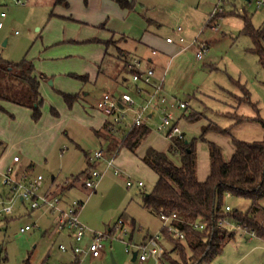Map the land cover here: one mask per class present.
Returning a JSON list of instances; mask_svg holds the SVG:
<instances>
[{"label":"rangeland","instance_id":"obj_1","mask_svg":"<svg viewBox=\"0 0 264 264\" xmlns=\"http://www.w3.org/2000/svg\"><path fill=\"white\" fill-rule=\"evenodd\" d=\"M23 1L25 5L17 3L16 0H0V22L3 23V27H0V55L15 62L23 58L34 61L37 71L40 72L39 75L46 70H56L46 73L47 77H42L45 89L41 91V94L44 101L42 111L48 110L53 116L51 120L53 121L54 118L58 120L57 125L52 124L51 120L45 117L36 127L38 129L36 132L34 123L41 118L35 120L31 116H22L20 124L24 131L22 132L24 137H22L26 142L30 141L31 135H35L34 151L35 155L41 159H36L37 165L34 172L35 175L41 174L44 177L39 193L45 194V189L51 183L52 177L56 176L55 194L65 201L66 199H82L85 204L79 214L80 220L90 231L109 235L103 240L105 248L102 255L91 257L86 254L81 256V260L78 259L76 264H139L137 259H133V255L139 250L136 244H139L147 234L149 236L159 234L162 249H170L175 242L173 243L170 238L162 234L165 222L159 215L142 206L144 193L150 192L156 182L155 172L138 157V154L143 152L147 140L138 147L139 152L138 149L134 153L123 148L119 156L117 155L116 168L121 170L122 175L115 174L113 167L106 169L105 159L115 158L109 142L99 138L87 125L90 118L82 122L65 113L64 108L69 109L72 106L65 101L62 95L64 91L58 89L54 83L58 71H66L60 74L73 83H78L80 79L74 77L73 72H68L83 70L85 65H82L87 62H91L94 66H97L96 62H103V72H107L110 76L115 75L123 66L122 60L117 55L118 50L113 45L108 46V54L102 59L79 53L86 52L88 46L91 52L100 47L103 50L105 42L94 39L95 37L78 40L62 37L56 43L46 45L45 39L49 40V38L45 37L47 36L45 29L53 15V0ZM131 1L135 6L119 7L128 11V17L118 15L115 10V16L122 20V23L118 21L119 25L116 26L122 28L121 30L128 35H136V38L148 28L149 33L155 36L153 46L159 50L158 55L168 54L166 58L163 57L162 64L157 67V74L165 73L164 88L167 94L187 102V108L179 112L184 111L186 115L193 112L191 118L197 116L192 120H182V124L187 128L188 138L199 137L203 125L209 123L228 128L230 134L210 132L205 135L208 140L222 143L225 159H229L233 154L232 137L247 141L261 140L264 136V126L260 121L261 118L264 119V66L254 51V40L245 28L242 15L247 13L254 26L261 27L264 22V13L258 10L255 4L247 5L245 0H236L237 8L245 6V12L239 10L231 12L230 6L225 4L227 0L223 3L221 0ZM221 3L224 4L227 13L215 19L216 21L210 22L213 10ZM3 11L6 13L5 17L1 16ZM110 17L106 20L107 28L110 24L113 25V22L109 24ZM55 18L69 20L65 17ZM214 23L217 24L215 28ZM77 24L81 23L77 22ZM56 25L63 30L68 27L62 21L57 22ZM99 27L102 26L99 25ZM178 27L182 29L181 35L184 37V42L180 41L177 35ZM169 36L175 38L173 43H167L166 39ZM194 40L196 44L191 45L190 43ZM202 44L206 48L202 57L199 58L197 52ZM56 49H64L69 53L51 54L55 56L54 58L48 56L50 51L54 53ZM68 86L65 87L68 90L73 89V94L81 91V89H74L76 85L70 87L68 84ZM93 88L90 84L85 86L84 90L90 93L82 105L103 123V120L108 117L95 108L96 92L92 91ZM131 92L136 97L134 91ZM53 107L59 111L58 116L50 111ZM0 111L6 113L8 117H13V113L8 110L0 109ZM237 116L246 117V119L238 121ZM125 123H123L124 126ZM151 128L153 133H156L155 124H152ZM45 129L47 133L44 132ZM123 129L124 132L119 135L121 139L129 130L128 127ZM0 130L5 132V135L3 133L0 135V140L5 145H9V152L13 150L11 155L14 151L18 152L24 164L28 155L15 144L16 138H21L19 130L11 129L6 120L0 121ZM5 130H9V135ZM42 131L43 134L39 140L38 136ZM156 135L159 134L156 133ZM214 136L217 139H214ZM198 142L207 149V142L203 140ZM101 149L106 154L105 159H99L100 162L98 160L97 163L88 159L87 154L93 155L96 150ZM175 160L179 162L178 157H175ZM207 162L209 166L208 154ZM91 168L104 171L96 188L85 184L88 177L86 170ZM75 176L79 178L74 182L77 186L71 188L67 181L74 180ZM127 176L141 178L145 185L140 188L135 185L128 187L125 182ZM4 187L6 186H0V190L5 189ZM226 202L231 208L240 210H245L251 205L249 199L233 196H229ZM15 206V212L9 218L0 217V258L4 260L2 264H25L29 255H32L33 264H42L44 261V264H68L74 260V258L69 260L70 253L61 252L59 249L61 241L68 243L66 239L56 236L57 240L54 241L51 236H44L46 229H52L51 223L55 220V215L49 208L41 206L32 209L27 201L17 202ZM258 216L264 219V211L259 212ZM121 218L128 221L132 218L136 220L134 230L130 224H126L128 231L126 236L122 231L115 230V225ZM32 224L37 226L26 232L20 231L21 227ZM225 225L234 229V238L225 243L221 253L209 261L205 260L198 264H264V238L251 235L230 220L225 222ZM113 230L114 232L110 234ZM128 242L132 244L128 245ZM126 248L130 251H126ZM144 264L160 263L159 259L149 255Z\"/></svg>","mask_w":264,"mask_h":264},{"label":"trees","instance_id":"obj_2","mask_svg":"<svg viewBox=\"0 0 264 264\" xmlns=\"http://www.w3.org/2000/svg\"><path fill=\"white\" fill-rule=\"evenodd\" d=\"M118 2L122 7L133 6L130 0ZM57 3L67 4V1L57 0ZM226 13L225 11L220 16ZM242 17L247 32L254 40V51L264 66V25L254 26L246 13ZM117 41L118 39L112 38L106 45L118 47ZM118 51L120 55L123 53L119 47ZM129 65L130 62L126 66L128 70L136 71ZM73 76L83 81H87L89 77L87 74L77 73ZM42 77L44 75L35 74L33 61L23 58L14 62L0 55V99L30 107L35 120L42 116L44 101L39 90ZM62 95L69 106L80 96L79 93L65 92H62ZM52 110L58 114L55 109ZM192 114L193 112L184 118L191 120ZM237 117L238 121L246 119ZM260 121L264 126V119L261 118ZM104 130L108 137L118 140L116 132L120 129L114 132L107 123ZM150 131L145 124L132 126L120 142L121 147L135 153ZM210 131L230 134L228 128L209 123L202 127L199 137L187 139L184 133L183 138L171 140L167 151L150 146L142 156V161L158 176L153 189L144 193L143 206L158 215L176 213L177 219L172 223L185 235L184 239H180L167 233L175 244L170 250L162 252L160 264H198L211 260L221 253L225 243L235 236L234 229L223 223L225 219L255 236L264 238V219L258 216L259 212L264 211V136L261 140L254 141L232 137L234 151L229 159H225L223 148L206 138L205 135ZM198 140L207 142L210 153V173L204 181L199 180L197 173ZM171 155H179L180 163H176ZM93 169L86 170L88 177ZM77 179L78 176H75L70 186L74 185ZM229 196L249 199L251 205L245 210L231 207L227 210L226 199ZM200 223L204 225L202 229L196 227V224ZM130 225L135 227L133 221ZM162 231L165 232L164 229ZM77 260L78 258L68 264H76ZM3 262V258H0V264ZM44 263L45 261L42 264ZM25 264H33L32 255H29Z\"/></svg>","mask_w":264,"mask_h":264},{"label":"crops","instance_id":"obj_3","mask_svg":"<svg viewBox=\"0 0 264 264\" xmlns=\"http://www.w3.org/2000/svg\"><path fill=\"white\" fill-rule=\"evenodd\" d=\"M21 1H22V3H19V4H23V5L26 4L25 1H23V0H21ZM66 1H67V4H65V3H57V0H53L52 1V4L54 5V8L52 10V14L53 15L51 16V19L49 20V23L47 24V28L45 29V35H47L45 37L49 38V40L45 39L46 45L54 44L58 40H60L62 37H66V38H69V39H76V40H78L80 38L91 39V38L95 37L94 39H98L99 41L105 42V44H103V46H104L103 50H101V47H100L99 49L92 50L93 52H91V50L89 51V46H88V50L86 52L83 51V52H79V53H82V54H85V55H88V56L94 57V58L96 57V59L97 58L98 59H102L103 57H105L108 54V49L109 48L106 45V42L109 41L112 38H115V39H118L117 46L119 48H121V50L123 51V53L121 55L119 54V51L117 53L118 57H120V59L123 62V66L121 68L122 70L121 69H119V71L117 70L118 72L115 75H113V76H110L107 72H103L104 71V69L102 67V63L103 62L102 63L101 62L100 63L96 62L97 66H94V64H91V62H89V63L87 62V63H83L82 66L85 65V67H86L88 65L86 68L85 67L82 68L83 70H70L68 72V73L73 72V73L82 74V75L83 74H87L89 76L87 81H83V80L80 79L78 81V83H73V81H71L69 78L63 77V75L60 74V73H66V71H64V72L58 71L57 72L58 75L55 76V78H54V83H56L58 89L64 91L65 93L73 94L72 93V91H74L73 89L72 90H68L65 87V86H68V84H70V87H73V86L76 85V88H74V89H81V91L76 92V93L80 94L78 100H76L74 102V104L72 105L71 108H69V109L64 108L65 109L64 111H65V113L68 114L69 117H71L73 119L75 118V119H77L79 121H82V122L85 121V119L90 118L87 125L91 128V130L94 131V133L99 138H103V139H105V140H107L109 142V144H110V146L112 148L111 151L113 150L114 154H115L114 155L115 156V165L117 167L118 166V164H117L118 158L117 157L119 156L120 151L124 148V147H121V145H120V142L122 141V139L120 138L119 135L124 132V129H123L124 127L125 128L128 127V129H129V127H130L129 125L131 124V120H132V117H133V115H134V113L136 111L137 105H136V107L134 109L129 110V113L127 115V119L125 121L126 122L125 126L123 124H121L117 128V130L120 129L119 132L114 131V132L117 133L118 137L120 138V139L118 138V140H116V139L111 138L110 136L108 137L105 134V130H104L105 129V125L107 123H109L110 116H108L106 113H104L103 111L98 109L97 106H96V102L101 97V95L103 94L104 91L115 89V93L116 94H119L120 92H124V91H128V92H130L132 94L131 91L133 90L135 95H136V97L133 94L132 95L134 96V98L136 99L138 104L142 103L145 100L146 96L139 95V94H137L135 92V89H134L135 85H134V83L132 82V79H131L132 71L128 70L129 68L128 69L126 68L127 63L128 62L131 63V62L137 61V60L141 61V63H142L141 66L142 67H152L155 70L156 76L158 78H160V77L164 78L165 77V73L159 74V75L157 74V67L160 64H162V62L164 60L163 57L168 56V54L163 52L164 55H162V56L158 55L159 54V50L156 47L153 46L154 43H155V36L149 33V29L148 28H146L142 34L138 35L137 36L138 38H136V35H134V34L133 35H128L127 32L124 33L123 30H121L122 28H118L116 26V25H119L118 21H120V23H122V20L119 17L115 16L116 15L115 14V10L117 11L118 15H123L125 17H128V13H127L128 11L125 10V9L119 8V7H122V6L118 2V0H66ZM224 1H222V3ZM16 2H17V0H16ZM225 2H226L225 3L226 5L230 6V11L231 12H236L238 10L245 12V6L237 8L236 0H227ZM222 3L220 5L224 8V4L222 5ZM245 3L247 5L255 4L256 8L258 10H261L264 13V11L256 5L255 0H245ZM133 6H135V5L133 4ZM122 8H129V7H122ZM225 11H226V8H224V12ZM3 13H5V12L4 11L1 12V16L5 17L6 13L5 14H3ZM109 16H111L110 20H109L110 21L109 24L111 22H113V25L110 24L111 26L109 25V27L107 28L106 20H107V18ZM55 17H60V18H64L65 17V18L71 20L74 23H70L69 20H60V19L55 18ZM114 17H116V18H114ZM49 18H50V16H49ZM124 19H126V18H124ZM54 20H56V23L57 22H61V21L65 22V24L68 27H65L64 30L62 28L60 29L56 25V23H54ZM151 21H153V20H151ZM77 22H80L81 24H77ZM99 25H101L103 28L99 27ZM103 25H105V26H103ZM263 25H264V22H263L262 26ZM2 27H3V25H2ZM75 37H77V38H75ZM169 37H171V36H169ZM79 41H81V40H79ZM173 42H169L167 40V43H173ZM111 46H112V44H111ZM118 47H116L117 50H118ZM50 50H52V49H50ZM64 53H69V51H66L64 49H56V50H54V53L52 51H50V54L48 56H52L51 54L63 55ZM54 57L55 56H52L51 58H54ZM103 61H104V59H103ZM34 64H35V74L40 76L39 75L40 72L37 71L36 63L34 62ZM45 64L48 65L47 63H45ZM44 65H42V66H44ZM53 71H56V70H53V69L46 70L45 73L41 72L42 73L41 75H44L45 77H47L46 73H52ZM125 71H126V73H125ZM62 78H64V79H62ZM87 84H90L91 87H94L92 91L96 92L95 93V108H97L101 112V114H103L104 116L108 117V119L105 118L103 120V123L100 122L101 120H99V118L97 116H95V115L92 116L86 110V107L82 105L83 101H85L87 99V97L89 96V93H90V91H85L84 90V88H85V86ZM95 86H98L99 88L95 87ZM164 86H165V78H164ZM164 86H163V89H164L163 90V94L168 99H170V100L178 99L177 97H174V96H171V95L167 94L165 92ZM43 89H45V85H44L43 80L41 79L40 80V88H39L40 92ZM179 100H181V99H179ZM181 101H184V100H181ZM0 109L4 110V111L8 110V112L13 113V117H8V115L6 113H3L2 111H0V121H5L6 120L8 122V124L10 125L11 129H18L19 130V134L21 135L20 136L21 138L20 139L16 138L15 144L18 147H21L24 150V152L27 153V155H28V158H27L28 160L26 159V162H24V164H22L23 158L18 154V152L14 151V153L11 155V152L13 150L11 152H9L10 151L9 150V145H5V143L0 140V170L4 172V171H6L8 169V167L12 166L14 168V173H15L16 176H21L24 173H28L32 177L36 176L35 172H34L35 171V167L37 165L36 159H41V157H37L35 155L36 154V152L34 151L35 150V147H34V145H35V142H34L35 135H31L30 141L26 142L25 139L23 138L24 137V135L22 133V132H24L23 131V127H20V124L22 123V121H21L22 116H24V117L25 116H29V117L31 116L32 117V109L30 107L25 106V105L18 104L16 102L9 101V100H3V99H0ZM52 109H55V111L58 114H56ZM50 111L53 112L56 116L59 115V111L56 108H54V107L51 108ZM179 111L180 110H178L177 114L182 116L183 119H185L184 118L185 116H188V115H186V112H184V111L183 112H179ZM62 116L63 115H61V117ZM45 117L47 118V120L50 121L53 116L50 115L48 110L47 111L45 110L44 112L42 111V116H41L40 121L34 123V126H33L34 130H36V132L38 131V129L36 127L41 122V120H43V118H45ZM195 118H197V116L194 117V118H191V120L195 119ZM47 120H45V121H47ZM159 120H160V114L156 110L151 111V113L148 115V120L145 123V125H147L151 129V131H150L149 135L145 139V141L147 140V142L145 144L143 152L138 154V157L141 160V162H143L142 161V156L144 155V153L147 150V148L150 147V146L155 147L158 150H163V151H167L168 150V147H169V144L171 143V140H169L163 133L157 131L156 126H157V123L159 122ZM54 121L56 123H54ZM57 122H58V120H56L55 118H54L53 121L51 120V123L54 124V125H57ZM152 124H155L156 133L159 134V135H156V133H153L152 128H151ZM203 126H205V125H203ZM183 127H184V125H183ZM9 130H5L6 133L8 132L7 133L8 135H9ZM184 130H185V137H187V139H189L188 136H187V128L184 127ZM128 131H127V133H128ZM44 132L47 133V130L45 129ZM210 132L219 133V132H216V131H210ZM210 132H208V133H210ZM2 133H3V135H5V132H2L0 130V135H2ZM42 134H43V131L38 136L39 140L41 139V135ZM219 134H222V133H219ZM214 139H217L216 136H214ZM217 143L223 148L222 143L220 141H217ZM232 148H233V151H234L233 141H232ZM136 152H137V150H136ZM138 152H139V149H138ZM207 154H208V157H209V166H208V162H207ZM15 156H19L20 160L18 162H15L13 160ZM87 157H88V159H90V161H92L94 163L98 162V160L93 159V155H91V154H87ZM175 157H178L179 162L175 160ZM171 158L176 163H178V164L180 163V156L179 155H171ZM105 160L107 161V159H105ZM205 160H206V162H205ZM99 162H100V160H99ZM205 163H206V166H205ZM106 169H108L107 168V162H106ZM197 173H198V178L201 181H204L208 177V175L210 173V153H209V148L207 147V149H205L204 145L203 144H199V142H197ZM43 179H44V177H43ZM133 179H134V182H135L134 185L136 187L140 188V187H143L145 185V182H144L143 186H139L138 183H137L139 180H143V179H141V178L140 179L133 178ZM157 179H158V176L156 174V181H157ZM70 182L67 181V184H68L69 187L73 188V187L77 186L75 184L70 186ZM55 185H56V176H53L51 183L48 184V186L45 189V194L44 195L57 196L55 194V190H54ZM0 186L3 187L4 185L0 184ZM41 187H42V184H41ZM41 187H40V189H41ZM4 188L5 189L0 190V197L3 196V195L8 194L10 192L9 188L7 186L4 187ZM74 200H77V199H73V200H70V199L67 200L66 199V201L64 199H61V201H62L61 204H62L63 207H68ZM20 201L21 202H26V201H22V200H19L18 202H20ZM77 201H80L82 203V206H81L80 211H79V214H80V212H81V210H82V208H83L85 203H84V201L82 199L77 200ZM142 206H143V200H142ZM14 212H15V210H14ZM6 218H9V217H6ZM121 219H123V218H121ZM123 220H124V225L125 226H126L127 223L130 224L133 221L135 223V227H136V220L134 218H132L130 221H128L127 219H123ZM55 221H56V217H55L54 222L51 223L52 229L51 230L49 228L46 229L45 233H44V236H48L49 235V236H51V239H54V241L57 240V239H55L56 236L57 237L61 236V238L64 239V240L66 239L68 241V243H65L63 241H61V243H65L69 247V251H67L68 253L71 254V258L69 260H71L73 258H74V260H71L72 262H74L76 258L81 260V257L74 256L73 253L70 250L71 246L73 245V238L69 235V231L68 230H64L62 233H58L56 231V229H55ZM51 226H50V228H51ZM135 227L134 228L132 227V229L134 230ZM34 228H32V229H34ZM32 229H30V230H32ZM164 231L165 232L162 231V234H164L166 237L171 239V236L167 235V232H166L165 229H164ZM113 232H114V230L111 231L110 234H112ZM88 234H90V235H88ZM123 235L126 236L125 234H123ZM149 237H150L149 234H147L140 243L148 240ZM91 239H92V233L89 232V233L86 234V236H85V238L83 240V244L87 245L91 241ZM131 239H132V235H131ZM61 243H59V245ZM59 249H60V247H59ZM170 249H168V250H170ZM163 251H167V250H163ZM64 253H66V252H64ZM136 253H137V255H136L135 259H137L139 261L138 252H136ZM85 255L86 254H84L83 256H85ZM161 255L158 256V257H156V256H153V257H155L156 259H159V263H160L161 262ZM133 257H134V255H133ZM77 262H78V260L76 261V263Z\"/></svg>","mask_w":264,"mask_h":264},{"label":"built area","instance_id":"obj_4","mask_svg":"<svg viewBox=\"0 0 264 264\" xmlns=\"http://www.w3.org/2000/svg\"><path fill=\"white\" fill-rule=\"evenodd\" d=\"M224 1V0H221ZM256 5L264 11V0H255ZM17 3H22L21 0H17ZM224 12V8L219 4L213 10L210 22L217 20L220 14ZM5 14V13H3ZM215 20V21H216ZM3 23L0 22V27ZM216 23L213 27H216ZM181 27L177 29V35L180 41L184 42V37L180 34ZM169 42L175 40L174 37H168ZM191 45H195L196 41H192ZM205 45L202 44L199 47L197 56L202 57V53L205 49ZM141 61H133L130 63V67L135 68L136 71L131 73V79L134 83L135 92L139 95L146 96L145 100L138 104L134 96L128 92L115 93V89L104 91L101 97L97 100L96 106L98 109L110 116L109 127L112 131H116L117 128L123 124L129 113V110L134 109L137 105L136 111L132 117L129 129L134 125L145 124L148 120V115L151 111L156 110L160 114V120L157 123V131L163 133L169 140L175 138L184 137V127L182 124L183 117L177 114L178 110L186 109L187 102L181 101L179 99H168L163 94L164 78H158L156 72L152 67H142ZM105 159L104 150H96L93 154V159ZM15 162L20 160L19 156H15L13 159ZM107 168H115V174L122 175L121 170L116 168L115 158L107 159ZM104 171H99L94 168L90 172V176L86 180V186L91 188H96L99 179L103 176ZM43 181V175L38 174L36 176H31L28 173H24L21 176H16L14 173V168L12 166L8 167L6 171L0 170V184L7 186L9 188V193L0 197V217H9L14 213L15 205L19 200L27 201L30 203L32 209H37L41 206L49 208V210L55 215V229L58 233H62L64 230L69 231V235L73 238V245L71 246V252L75 256H83L84 254H89L92 257H98L102 255L105 245L103 240L109 235L107 233L92 232L89 230L87 225H85L79 218V211L82 206L80 201L74 200L68 207L62 206L61 198L58 196L42 195L39 193L40 187ZM125 181L128 187L134 185V179L130 176L125 177ZM139 186L144 185L143 180H139ZM226 209L229 210L230 206L227 205ZM161 219L165 222L164 229L169 235L173 237L184 239L185 235L172 223L174 219H177V214L172 213L170 215L161 213ZM228 222L227 219L223 223ZM35 225H25L21 227V232L28 231L34 228ZM196 227L202 229L203 224H196ZM240 227V226H239ZM115 229L120 230L123 234L127 235L128 231L124 225V220L119 219L115 225ZM92 233V239L87 244H83V240L87 233ZM254 235L253 233H250ZM132 244L128 242V245ZM138 247V258L139 264H144L149 255L160 256L163 249L160 245V235L150 236L148 240L136 244ZM62 252L69 251V247L65 243L59 245ZM127 251H130L126 248ZM141 252V253H139Z\"/></svg>","mask_w":264,"mask_h":264},{"label":"water","instance_id":"obj_5","mask_svg":"<svg viewBox=\"0 0 264 264\" xmlns=\"http://www.w3.org/2000/svg\"><path fill=\"white\" fill-rule=\"evenodd\" d=\"M136 255H137V253L135 252V253H134V257H133V259H135V258H136Z\"/></svg>","mask_w":264,"mask_h":264}]
</instances>
